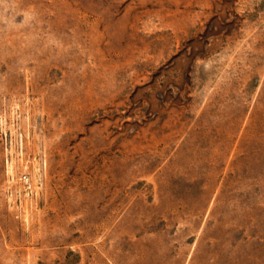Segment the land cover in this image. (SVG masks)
Segmentation results:
<instances>
[{"label":"rangeland","instance_id":"obj_1","mask_svg":"<svg viewBox=\"0 0 264 264\" xmlns=\"http://www.w3.org/2000/svg\"><path fill=\"white\" fill-rule=\"evenodd\" d=\"M0 264H264V0H0Z\"/></svg>","mask_w":264,"mask_h":264},{"label":"built area","instance_id":"obj_2","mask_svg":"<svg viewBox=\"0 0 264 264\" xmlns=\"http://www.w3.org/2000/svg\"><path fill=\"white\" fill-rule=\"evenodd\" d=\"M6 190H23L27 195L33 193V182L28 171L13 172L12 166L7 165L5 169ZM10 193V192H9Z\"/></svg>","mask_w":264,"mask_h":264}]
</instances>
